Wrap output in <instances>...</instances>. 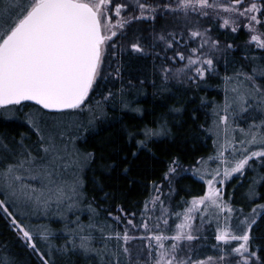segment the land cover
Here are the masks:
<instances>
[{"label": "snow or ice", "instance_id": "6c2138e0", "mask_svg": "<svg viewBox=\"0 0 264 264\" xmlns=\"http://www.w3.org/2000/svg\"><path fill=\"white\" fill-rule=\"evenodd\" d=\"M159 7L149 0H0V108L23 106L24 101H35L41 109L31 115L28 122L38 133L41 132L38 124L44 120L43 110L63 113L86 109L89 123L98 115L106 116L108 108L119 112L135 110L142 114L141 109H132L136 97L130 90L142 85L143 81L139 84L127 81L128 87L125 88L119 61L115 65L111 63L116 55L113 49L125 48V44L113 43V38L118 35L125 39L126 48L134 53L146 55L150 49L157 47V42H162L165 53H174L170 58L172 61H186L176 69L161 65L164 81L169 80V73L177 77H182L185 72L191 73L188 79L192 81L205 78L216 65L212 53L220 51V41L209 35L210 26L188 28L186 38L183 32L177 35L162 31L153 32L149 39L143 34V29L134 27V24L148 18L154 20ZM163 7L183 9L185 14L189 10L199 12L202 17H210L212 13L221 17L222 10L227 15L221 17V27L231 26L236 32L241 26L240 21H246L243 26L251 33L250 41L264 49V32L260 31L264 29V0H177L175 5L165 4ZM180 46L184 51L178 50ZM205 47H208L207 52ZM225 47L232 48L234 45L228 43ZM255 71L253 69V73L246 74V79L253 83L252 89L240 91L239 86L233 88L232 98L229 100L226 97L223 114L216 113L223 125V142L216 154L207 158L216 165L214 168L206 164L203 157L198 162L205 163V167L193 168V171L201 173L202 179L210 178L206 179L204 192L191 198L189 207L182 213H169L163 200L159 196L153 197L151 207L145 201L139 222L132 213L122 233L105 231L99 222L85 224L77 218L75 227L67 229L71 247L109 257L102 259V264H133L129 242L136 239L145 241L144 246L136 251L138 264L139 256L145 253L148 257L145 264H264V237L253 235L254 226L264 220V202H253V198L260 194L249 191L247 198L251 207L245 211L242 206H234L232 198L226 197L224 191L225 183L234 174H243L246 167H251L252 161L259 160L264 166V120L257 122L253 119L247 129L240 127V139L236 138L235 129L230 132L228 127L229 111L237 106L242 112L256 108L264 110V88L254 83ZM231 79L226 77V80ZM105 80L112 81L107 90L101 88L100 82ZM117 81L120 82L118 87L115 86ZM97 95L99 99H93ZM57 127L66 129L67 124L61 123ZM163 127L161 125L157 130L146 124L137 131L127 132V136L138 149H147ZM65 135L66 131H60L58 139L55 132L47 136L41 134L37 148L40 155L22 146V153L14 162L0 169V178L7 192L16 195L27 187L22 182V176L25 173L35 174L46 180L47 185L42 189L33 187L29 199L45 207L53 200L57 207L66 204L71 210L76 206L79 182L76 179L71 182L64 180L63 170L79 162L80 152L75 146V137L69 135L68 140H64ZM132 154L136 155V152ZM178 164V158L170 162L168 171L164 173L165 179L176 172ZM261 179L264 180V177ZM45 193L47 198L43 199ZM157 202L161 205L160 216H149ZM0 208L7 212L13 226L39 253L44 264H53L36 246L33 233L8 211L9 205L5 200L0 199ZM117 208L125 218L128 217L122 206ZM166 215H175L179 223L172 228ZM197 216L201 226L215 219V240L218 243L212 244V248H219L220 255L200 259L195 258L199 254L193 253L190 247L187 250L182 248L181 241L196 238L193 232ZM115 219L124 223L120 216ZM68 223L73 221L69 219ZM130 228L139 236L130 235ZM95 231L101 234V248L95 247ZM167 231H171L172 235H166ZM39 235L46 239L48 233ZM113 236L118 247L110 249L107 239ZM169 240L170 243H166ZM257 240L260 243H256ZM181 252L184 254L181 255ZM122 256L127 259H122ZM0 264L15 262L4 259L0 260Z\"/></svg>", "mask_w": 264, "mask_h": 264}, {"label": "trees", "instance_id": "16d2710c", "mask_svg": "<svg viewBox=\"0 0 264 264\" xmlns=\"http://www.w3.org/2000/svg\"><path fill=\"white\" fill-rule=\"evenodd\" d=\"M151 1L162 5L166 0ZM176 20L157 15L153 21L136 22L134 27L143 29V34L149 39L153 32L163 31L179 35L177 25L172 26V21ZM205 26H210L209 33L220 44L225 46L232 43L234 47L223 52L214 51L212 55L216 65L201 80L187 82L169 78L164 81L160 69L161 65L165 66V58L170 51L163 58L158 55L165 53L162 42H157V47L153 49L158 54L142 55L130 49L118 50V55L111 63L115 65L119 61L125 88L128 87L127 81L137 84L143 81L142 85L130 90L136 97L132 109L139 108L142 114L135 110L119 112L108 108L106 116L98 115L89 123L86 109L66 110L63 113L43 110L44 120L38 125L49 123L53 129L50 132H55L57 136L60 131H66L64 140H68L69 135L75 137L80 160L76 165H70L63 170V179L69 182L78 180L77 204L71 210L66 204L57 207L55 200L47 207L37 204L28 197L32 194L33 187L45 188L47 181L27 173L22 176V182L27 187L19 190L16 195L7 192L0 178V199L6 201L9 205L8 211L33 233L36 246L53 264H102V259H109L95 252L73 249L67 229L75 227V221L79 218L82 223L99 222L105 227V231L122 233L126 218L117 208L118 205L129 215H138L145 201H149L154 195L157 185L164 183V173L168 171L174 158H178L180 165L189 167L198 158L212 151L210 123L215 118L216 107L224 103L225 84L234 78L247 80L246 74L253 73V69H256L255 81L262 83L264 87V50L247 43V31L239 28L233 32L221 27L218 20L213 19ZM260 30L264 32V29ZM226 77L232 79L229 81ZM100 83L103 90L112 86L111 80ZM119 83L117 81L115 86L118 87ZM93 99H99V96H94ZM22 105L0 108V169L14 162L22 153V146L40 155L37 152L40 136L42 133L45 136L50 133H38L28 122L31 115L41 108L32 103ZM61 123L67 124V128H55V124ZM146 124L157 130L163 125V131L152 139L147 149H138L128 139L127 132L137 131ZM261 177H264V166L261 165L248 168L246 175L240 180L234 177L228 184V187L232 186L230 191H234L233 202L249 209L251 204L247 194L250 190L260 194L253 198L254 203L264 202V180ZM174 186L172 195L171 190L167 194L168 188L163 189L167 194L164 198H169L170 195L172 204L175 201L187 202V199L201 195L205 190L204 182L188 173L179 174ZM42 198L46 199L47 193ZM175 210L172 206L171 213ZM109 213L112 215L109 216ZM116 216H120L124 223L118 222ZM69 219L73 221L72 224L68 223ZM209 231L211 229L205 231L204 240L192 250L199 254L195 258L202 259L221 253L219 248H212V244L218 242ZM42 232L48 233L46 239L39 235ZM94 234L97 240L95 247L101 248V234L98 231ZM20 235L7 212L0 208V260H12L15 264H44L39 253ZM253 235L264 237V220L254 226ZM256 243L260 241L257 240ZM107 245L110 249L118 247L117 239L114 236L107 239ZM134 258L133 252L132 261ZM122 259L126 260L127 257L122 256Z\"/></svg>", "mask_w": 264, "mask_h": 264}, {"label": "rangeland", "instance_id": "374dc122", "mask_svg": "<svg viewBox=\"0 0 264 264\" xmlns=\"http://www.w3.org/2000/svg\"><path fill=\"white\" fill-rule=\"evenodd\" d=\"M117 2H120V0H117ZM149 2L153 3V1H151V0H149ZM164 2H165L164 4L160 5V7L157 8V10H156V12L154 14L155 17L157 15H160V16L168 18V19L176 18L177 19L176 22L172 21V26L173 25L174 26L177 25L179 33H182V32L185 33V38H186V34H187V29L188 28H195V27H199L201 29L207 28L205 25L208 23L209 20H212V19L213 20H218V22L221 25V23H222L221 17L224 16V15H227L222 10H220L221 17L215 16L214 13H212V15L210 17H202V16H200L199 12H195V11H191V10H189L188 13L185 14L183 9H176L174 7L173 8H164L163 7V5H165V4H173V5H175L177 0H166ZM153 4H157V3L155 2ZM145 21L146 22L147 21H153V19L148 18V19H145ZM245 23H246V21L241 20L240 21V24H241L240 28H243L248 33V41H247V43H250L254 48H258L256 42L250 41L249 37H250L251 33L246 27L243 26ZM169 27H171V26L169 25ZM223 28L232 30L231 26L223 27ZM209 35H211V34L209 33ZM118 42L122 43V44H125V48L124 49H127L126 48L125 39L120 37L119 35L117 37L113 38V43L114 44L118 43ZM192 46H195V45H192ZM225 49H227V48L225 46H223L222 44H220V52H223V50H225ZM258 49H260V48H258ZM118 50H122V49H120V48L113 49V51L116 52V55L112 57L111 62L118 55ZM178 50L184 51L183 46H180L178 48ZM204 50L207 52L208 51V47H205ZM233 50H234V48H233ZM260 50H264V49H260ZM152 53L153 54L154 53L158 54L159 52H155L153 49H150L147 54H152ZM164 54H166V53H159L158 55L161 58H163ZM173 54L174 53L171 52V51H170L169 55L167 54L168 57L165 58V66L170 67L172 69H176V68H180L184 63H186V61H172L170 58H171V56ZM186 54H188V53H186ZM190 75H191V73L185 72L182 77H177L174 73H169L170 79H175V80L180 79V80L187 81V82L190 80V79H188V76H190ZM245 78H246V76H245ZM249 82L250 81H248V80L234 78L229 83L225 84V86L223 88V90L225 92L224 103H222L221 105L216 107L215 112H214L215 118L212 119V121L210 123V129H211L210 133L213 136L212 151L209 154H207L206 156H203V158H205V163L208 164L209 166L213 167V168L216 165L214 163H212V161H209L207 158L209 156H214L216 154V152H217V149H218L219 145L222 144V142H223V125L219 123V117H218V115H216V113L219 112L220 114H223L222 113V108H223V105L225 104L226 97H228L229 100L232 98V96H233L232 89L233 88L239 86V90L240 91H244L246 89H252L253 83H249ZM254 83L257 84V85H260L261 88H264L262 86V83H259L257 81H254ZM233 112L235 113V115H233ZM36 113H37V111H36ZM49 119L50 118H47V120H49ZM253 119H255L257 122H259L260 120H264V110L256 108L254 110L253 109H249L247 112H242L240 110V107L237 106L234 110H230L229 111V125H228L229 131L232 132V130L235 129V136H236L237 139H240L241 138V133L239 131V128L243 127L245 129H247L249 124H251ZM214 121H215V123H214ZM237 125L239 127H237ZM38 126L41 128L42 132H47V131L50 132V131L53 130L50 127L49 123H46L44 125L43 124L42 125H38ZM55 128L58 129L57 124H55ZM59 128H60V130H62L63 127H59ZM42 132H40V133H42ZM200 158H198L195 161V163L192 166H189V167L188 166H182V165L178 164V166H176V172L170 174L167 179L164 178V183L157 185L154 195L151 197V199L149 201H147L148 204H149V207H151V205H152V198L156 197V196H159L163 200L164 207L168 210L169 213H171L172 206L174 208H176V210L174 212H172V213H182V211L185 208L189 207L190 206V202H191V198L194 197V196H192L191 198L187 199V203L186 202L175 201L174 204H172L171 200H170V198H171L170 195L174 194L175 179L181 173L191 174L194 178L203 181L204 185H205V189H206V179L210 178V176L202 179L201 178V173L193 171V168L203 169L205 167V163H199L198 162L200 160ZM257 165L260 166L261 162L259 160H254L251 163V167H246V170H245V172L243 174H234V176L232 178H230L224 185L225 196L233 198L234 191H232V192L230 191L232 186L228 187V184L234 177H237V180H240L242 177H244L246 175V172L248 171V168H252V166H257ZM157 189H159V191H157ZM163 189H165V190L167 189L166 190L167 194L171 190V193L168 196L169 198H166V199L164 198L165 196H167V194L165 193V191H163ZM197 196H199V195H197ZM231 202L233 203L234 206L239 207V205H237V204H235L233 202V199H232ZM144 206H145V203H144ZM144 206L142 208V211H144ZM160 208H161V205L159 204V202H157L155 209H152V211L149 212L148 215L152 216V217L160 216ZM244 210L247 211L248 209H244ZM141 212H139L138 215H135V219H136L137 222H139V220H140ZM131 218H132V216L128 215V217L126 218L125 224L127 223V219H131ZM166 218L169 220V224L172 226V228H174L175 223H179V220L177 219V217L175 215H166ZM180 218L181 219L183 218L182 215H181ZM150 223H154V221H150ZM125 224L123 226H125ZM161 226L164 227L163 224ZM216 226L217 225H216L215 219H213L210 223H205L203 226H201L199 217L197 216V219L195 221V229H194V232H193V235L196 238L194 240H192V241H187V240L181 241L180 243L182 245V248L187 250V248L190 247L193 250L194 247L198 243H200L201 240H204V238H205L204 233H205V231L207 229H211V231H209V233L211 235L215 236V228H216ZM129 234L130 235L139 236V233L132 231L131 228L129 229ZM166 235L171 236L172 232L171 231H167ZM20 236L22 237V235H20ZM166 243H170V240L166 241ZM144 244H145V241H143L141 239H136V240H133V241L129 242V247L132 248V251L135 254V258L133 260V264H138L136 251L138 249L142 248L144 246ZM232 246H234V243H233ZM180 254L183 255L184 253L181 252ZM220 254L221 253H219L218 255H220ZM218 255H211V256H218ZM147 261H148V257L146 255V253L139 256V264H145V262H147Z\"/></svg>", "mask_w": 264, "mask_h": 264}, {"label": "water", "instance_id": "95a60500", "mask_svg": "<svg viewBox=\"0 0 264 264\" xmlns=\"http://www.w3.org/2000/svg\"><path fill=\"white\" fill-rule=\"evenodd\" d=\"M22 103H32V104L37 105L35 101H24V102H22ZM37 106H39V105H37ZM39 107L41 108V106H39ZM45 111L53 112V111H55V110H45ZM56 112H57V111H56Z\"/></svg>", "mask_w": 264, "mask_h": 264}]
</instances>
